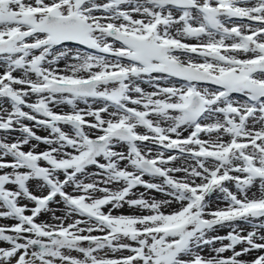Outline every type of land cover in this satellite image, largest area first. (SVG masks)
Segmentation results:
<instances>
[{
  "label": "snow or ice",
  "instance_id": "snow-or-ice-1",
  "mask_svg": "<svg viewBox=\"0 0 264 264\" xmlns=\"http://www.w3.org/2000/svg\"><path fill=\"white\" fill-rule=\"evenodd\" d=\"M0 220V264H264V0H0Z\"/></svg>",
  "mask_w": 264,
  "mask_h": 264
},
{
  "label": "rangeland",
  "instance_id": "rangeland-1",
  "mask_svg": "<svg viewBox=\"0 0 264 264\" xmlns=\"http://www.w3.org/2000/svg\"><path fill=\"white\" fill-rule=\"evenodd\" d=\"M187 42H189V43H196V41H187ZM19 73H17V75H18ZM61 106H65L66 108H69V111L68 112H70L71 111V108H70V106H68V105H61ZM79 107H81V108H84V107H86L84 104H79ZM34 131H36V134L37 135H40V136H47L48 135V131L47 130H44V129H34ZM185 135H187V133H185ZM17 136H18V134H17ZM225 139H227L226 137H225ZM46 146H44V145H41V148H38L37 149V151H41V150H43L44 148H45ZM25 150L27 151L28 150V146H25ZM180 162H177V164H179ZM147 179V178H146ZM234 190V189H233ZM140 192H145V190L143 189V188H140V189H138L137 190V193L139 194ZM215 195L216 194H214L213 195V197H212V200H213V203H212V205H211V207L213 208V209H215L216 207H224V205L222 204V203H218L216 200H215ZM145 197L146 198H148V199H152V198H155V199H157V200H159V199H163L164 197L161 195V194H159V193H155V192H151V193H149V192H145ZM53 207H59V206H56V205H54ZM179 207V205L178 204H175V203H173V205L171 206V207H168V208H165V209H163L165 212H171V211H173V210H175L176 208H178ZM105 211H107V208L105 209ZM120 213H123V214H125V215H129V214H147V213H140V212H136L135 210H132V209H129L127 206H125L123 209H120L118 212H114L113 214L115 215V214H120ZM57 215H63V212H58L57 213ZM40 220L41 221H45V222H51V220H50V216L49 215H42L41 217H40ZM71 222V220H68V221H66V223H70ZM241 228H243L244 229V233L243 234H247V232L250 230L249 228H248V226L247 225H244V224H241ZM230 229H222V230H220V231H218V232H216V233H213V235H221V236H223V235H226L227 234V232L229 231ZM94 235H99L100 233H93ZM225 243H227V241H225ZM0 246H6V245H0ZM218 246V245H217ZM237 250H239V247H238V249ZM124 255H127V253H123ZM214 253H211L208 249H205V251L202 253V255H204V256H211V255H213ZM72 255H80V254H77V253H72ZM225 255L227 256V255H231V253H225ZM255 255V253H253L252 255H249V256H245V257H242V259H244V260H246V261H248V260H251L252 258H253V256ZM80 258H82V256L80 257Z\"/></svg>",
  "mask_w": 264,
  "mask_h": 264
},
{
  "label": "bare ground",
  "instance_id": "bare-ground-1",
  "mask_svg": "<svg viewBox=\"0 0 264 264\" xmlns=\"http://www.w3.org/2000/svg\"><path fill=\"white\" fill-rule=\"evenodd\" d=\"M61 68H63V64H61ZM142 87H144L145 91H151L152 90L146 84L145 85H142ZM34 101H35V97H33L30 102H34ZM53 110L56 111V112H68L69 111V108H66L65 106H61L60 105L59 107H55ZM65 130L67 131L68 129L65 127ZM140 131H143V130L140 129ZM204 138H207V137H204ZM40 148H41V146H40ZM177 175H182V174H177Z\"/></svg>",
  "mask_w": 264,
  "mask_h": 264
},
{
  "label": "flooded vegetation",
  "instance_id": "flooded-vegetation-1",
  "mask_svg": "<svg viewBox=\"0 0 264 264\" xmlns=\"http://www.w3.org/2000/svg\"><path fill=\"white\" fill-rule=\"evenodd\" d=\"M36 130V129H35ZM31 206V205H30ZM13 223V221L10 220H0V225H4V224H11Z\"/></svg>",
  "mask_w": 264,
  "mask_h": 264
}]
</instances>
